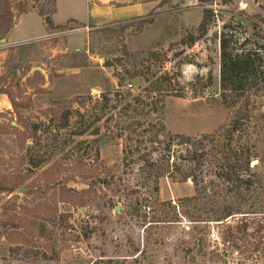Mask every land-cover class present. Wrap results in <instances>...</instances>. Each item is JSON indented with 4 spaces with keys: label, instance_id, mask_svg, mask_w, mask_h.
Wrapping results in <instances>:
<instances>
[{
    "label": "rangeland",
    "instance_id": "1",
    "mask_svg": "<svg viewBox=\"0 0 264 264\" xmlns=\"http://www.w3.org/2000/svg\"><path fill=\"white\" fill-rule=\"evenodd\" d=\"M69 1L80 10H67V0H57L55 23L86 19L85 0ZM244 1L245 9L239 0H156L157 6L142 17L70 25L74 30L48 35L38 11H52V0H8L11 26L0 35V264H104L108 258L133 264L135 248L143 251L140 264H188L182 250L193 246L194 232L182 210L167 208L172 222L148 227L144 223L152 214L144 222L132 215L129 203L144 196L140 167L151 172L159 165L164 147L149 140L160 121L172 135L199 137L226 126L238 111L225 108L220 88V37L228 34L232 48L264 56L259 50L264 48V0ZM5 8L0 0V22ZM204 10L211 15L201 34ZM253 24L261 34H254ZM208 78L211 85L202 90L200 83ZM147 80L168 94L162 115L134 103L146 96ZM102 95L111 99L106 107ZM245 99L258 100L253 93ZM128 104L133 108L123 113ZM65 110L81 116L73 115L68 127L57 132ZM101 114L86 134H72ZM39 123L36 155L51 157L32 169L26 149ZM127 125L131 130L124 129ZM250 125L243 123L234 145H246L250 136L249 144L256 143L261 153L264 130L255 133ZM14 184L12 193L1 191ZM158 190L159 201L172 206L194 194L190 181L167 177L159 179ZM255 216L247 231L257 234L259 249L234 253L231 261L264 264L263 217ZM240 220L228 223L238 230ZM219 231L215 228L214 235Z\"/></svg>",
    "mask_w": 264,
    "mask_h": 264
},
{
    "label": "trees",
    "instance_id": "2",
    "mask_svg": "<svg viewBox=\"0 0 264 264\" xmlns=\"http://www.w3.org/2000/svg\"><path fill=\"white\" fill-rule=\"evenodd\" d=\"M2 1L6 4V8L0 22V35L11 26L8 0ZM223 1L224 3L230 2V0ZM51 5L52 11L46 10L45 12L41 9L38 11V15L51 17L55 12V0H52ZM210 13L209 10H204L199 28L201 34H204ZM70 25H75L77 28L86 27L76 20H69L63 26H54L51 20L46 22L49 29L61 32L74 30L68 28ZM253 31L256 35L261 34L259 28L254 24ZM232 42L233 39L228 34H223L220 37V88L225 98V108L238 109V111L234 113L226 126H221L212 133L202 134L199 137L172 135L166 132L165 126L160 121L153 139L149 140L164 147L162 154L158 153V160H156L159 165L154 167L155 169H152L151 172H146L147 168L140 167L139 173L144 176V182L140 185L144 188V196H136L129 203L132 215H141L144 222L147 219V213L152 214L151 220L144 223L148 224V227L172 222L173 217L170 216V211L165 209L170 208L176 211L178 208L182 210V215L188 219L194 232L193 246L182 250L183 257L188 264H247L243 260L233 262L231 256L234 253L249 252L250 249L257 251L261 243L256 242L257 234L248 233L247 226L250 224V217H256L255 215H262L264 225V151L259 153L256 143L249 144L250 136L247 141L249 145L247 143L246 145H234L233 138L236 132L242 131L243 123L246 122L248 125L252 124L249 129L252 128L255 133L264 130L261 127L264 124V114L259 112L261 98L264 96V56L256 50H236L231 47ZM189 43L192 45L194 39H191ZM246 44L247 42L244 40L240 46L243 47ZM261 49L264 50V48L259 50ZM156 84L157 82L150 83L148 81V86L144 90L146 96H138L134 103L137 105L145 103L147 107H150L152 113L162 115L164 98L168 94H163ZM210 85L211 79L208 78L200 83V88L204 90ZM226 93L231 94L233 100L226 101ZM247 93H253L258 100L253 102H250L249 99L246 100ZM101 101L102 105L106 107L111 99L107 95H102ZM238 104L240 105L238 106ZM132 108L128 104L122 112L126 113ZM73 115L81 116L79 112L65 110L61 114L55 130L59 132L68 127ZM102 118L103 114L95 117L88 125L75 128L72 134L83 136ZM41 124L33 126L30 136L32 145L26 149L32 169H38L51 157L44 158L36 155L39 144V140L36 138ZM131 128V125H127L124 129L129 131ZM92 133L97 134L98 130L95 129ZM159 137L162 140H158ZM173 147H178L179 151L175 153L172 150ZM171 159L174 160L170 162ZM256 160L260 162V166L252 167V162ZM164 163L165 167H160ZM163 177L177 183L190 181L194 187V194L178 199V203L174 206L170 201L160 202L158 181ZM15 185L17 184L10 188L3 186L1 191H7L10 194L14 191ZM143 202H146L147 205L143 206V211H141ZM174 214L176 215V212ZM238 217L241 220L237 225L238 230H236L228 221ZM215 228L220 229L217 236L214 235ZM133 252L132 255L136 256L132 260L133 264L139 263L138 257L142 255L143 251L135 248ZM103 261H105L104 264L122 263V261L112 258Z\"/></svg>",
    "mask_w": 264,
    "mask_h": 264
},
{
    "label": "crops",
    "instance_id": "3",
    "mask_svg": "<svg viewBox=\"0 0 264 264\" xmlns=\"http://www.w3.org/2000/svg\"><path fill=\"white\" fill-rule=\"evenodd\" d=\"M55 5L57 6V0H55ZM85 5L86 19L83 21L82 19L80 20V18L73 19L71 17H65L68 18L66 21H63L62 23H58L57 21L55 23L52 19L57 15V7L55 8L54 14L49 17V19L51 20L54 26H63L69 20H76L79 23L84 24L86 27L99 26L108 22L126 21L133 18L145 16L157 6V2L156 0H85ZM64 7L67 10L73 12L80 10L79 6L75 5L74 3H71L69 0H67ZM29 14L40 19L34 13ZM42 24L47 30L48 35L52 34V32H55L54 30L48 29L43 22Z\"/></svg>",
    "mask_w": 264,
    "mask_h": 264
},
{
    "label": "built area",
    "instance_id": "4",
    "mask_svg": "<svg viewBox=\"0 0 264 264\" xmlns=\"http://www.w3.org/2000/svg\"><path fill=\"white\" fill-rule=\"evenodd\" d=\"M240 1V3H239V7L241 8V9H245L247 6H248V4L244 1V0H239ZM210 8H214V7H210ZM127 88L129 89V90H131L132 89V85H128L127 86ZM259 112H261V113H263L264 114V96L261 98V102H260V105H259Z\"/></svg>",
    "mask_w": 264,
    "mask_h": 264
},
{
    "label": "water",
    "instance_id": "5",
    "mask_svg": "<svg viewBox=\"0 0 264 264\" xmlns=\"http://www.w3.org/2000/svg\"><path fill=\"white\" fill-rule=\"evenodd\" d=\"M48 20H49V17L46 16V17L44 18V22H47ZM2 42H4V40H2Z\"/></svg>",
    "mask_w": 264,
    "mask_h": 264
}]
</instances>
